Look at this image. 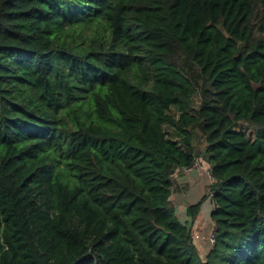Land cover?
Returning <instances> with one entry per match:
<instances>
[{
  "label": "trees",
  "instance_id": "trees-1",
  "mask_svg": "<svg viewBox=\"0 0 264 264\" xmlns=\"http://www.w3.org/2000/svg\"><path fill=\"white\" fill-rule=\"evenodd\" d=\"M0 264H264V0H0Z\"/></svg>",
  "mask_w": 264,
  "mask_h": 264
},
{
  "label": "crops",
  "instance_id": "crops-1",
  "mask_svg": "<svg viewBox=\"0 0 264 264\" xmlns=\"http://www.w3.org/2000/svg\"><path fill=\"white\" fill-rule=\"evenodd\" d=\"M205 168H208V164L207 162L201 160V164L195 166L192 169V172L190 170L182 169L180 172L175 173L174 182L172 186L171 199L174 205L176 206L177 215H178V209L179 210L186 209L187 205L186 206L182 205L180 201L184 199V196L187 193H190L191 195L196 193H201L200 189L202 183L204 185L203 186L204 190L208 188V185H206L205 182L206 181L210 182L211 178L208 177L207 173H205L206 172ZM198 170L202 172V175L199 174ZM197 177L198 179H196ZM205 205L207 206L205 207ZM212 207H213V203L211 201V197L209 196L206 199H204L203 202L201 203L199 213L192 227L194 243L196 244L198 250L202 254L204 253L205 250L208 251L210 247V244L208 243L209 241L208 235L213 229V222L210 219V212L212 210Z\"/></svg>",
  "mask_w": 264,
  "mask_h": 264
},
{
  "label": "rangeland",
  "instance_id": "rangeland-1",
  "mask_svg": "<svg viewBox=\"0 0 264 264\" xmlns=\"http://www.w3.org/2000/svg\"><path fill=\"white\" fill-rule=\"evenodd\" d=\"M197 99V98H196ZM170 113H172V114H175V115H178L177 114V112L175 111V110H171L170 111ZM164 130H165V133H166V135L169 137V138H171V139H173V140H176V138L173 136V126H172V124H169V125H164ZM197 161H196V163H197V165H200L201 164V160L202 161H204V162H206L205 161V154L204 153H202V154H200V153H197ZM198 168V167H197ZM206 169V172L205 173H207V175H208V177H210L211 178V175H210V172H209V168H205ZM191 172H192V170H190ZM189 171V172H190ZM187 172V171H186ZM198 172H199V174H201L202 175V172H200L199 170H198ZM188 173V172H187ZM205 175V174H204ZM196 179H198V177L196 178ZM206 183V185H208L209 184V181H206L205 182ZM205 185V186H206ZM203 183L201 184V189H200V192L201 193H196V194H193V195H191L190 193H187L185 196H184V199L182 200V201H180V203L182 204V205H187V204H189V203H191V202H197L198 200H200L201 198L202 199H206L207 197H209L208 195H207V193H208V188H206L205 190L203 189ZM195 196V197H194ZM197 199V200H196ZM203 202V201H202ZM207 205H205V207H206ZM178 217H179V219L182 221V222H187L186 221V219H187V214H186V212H185V209H178ZM199 233V232H198ZM209 236L210 235H208V238H209ZM208 243L210 244L211 243V241L209 240L208 241ZM206 250L204 251V253L202 254V255H204V254H206ZM201 253V252H200Z\"/></svg>",
  "mask_w": 264,
  "mask_h": 264
},
{
  "label": "built area",
  "instance_id": "built-area-1",
  "mask_svg": "<svg viewBox=\"0 0 264 264\" xmlns=\"http://www.w3.org/2000/svg\"><path fill=\"white\" fill-rule=\"evenodd\" d=\"M196 159L194 160V163H193V165L192 166H190V167H188V168H184V169H186V170H192L195 166H197V163H196ZM210 236H209V240L211 241V242H213V238H214V234H213V229H212V231L210 232V234H209Z\"/></svg>",
  "mask_w": 264,
  "mask_h": 264
}]
</instances>
